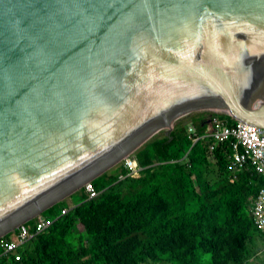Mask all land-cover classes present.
<instances>
[{
  "label": "water",
  "instance_id": "95a60500",
  "mask_svg": "<svg viewBox=\"0 0 264 264\" xmlns=\"http://www.w3.org/2000/svg\"><path fill=\"white\" fill-rule=\"evenodd\" d=\"M200 112L264 131V0H0V239Z\"/></svg>",
  "mask_w": 264,
  "mask_h": 264
},
{
  "label": "trees",
  "instance_id": "16d2710c",
  "mask_svg": "<svg viewBox=\"0 0 264 264\" xmlns=\"http://www.w3.org/2000/svg\"><path fill=\"white\" fill-rule=\"evenodd\" d=\"M211 115L193 114L189 122L177 121L170 136L149 140L136 155L145 168L140 178L120 181L119 174L127 173L123 165L121 172H106L92 181L101 194L96 200L87 201L81 188L75 194V208L47 232L37 235L21 262L2 258L0 264H39L35 254L41 261L55 264H148L164 258L171 264H218L231 231L242 235L253 231L251 240L256 244L259 234L252 221L249 198L258 195L263 178L252 170L235 171L236 181L218 203L209 201L212 195L207 191L211 187L202 182L208 166L207 147L202 142L194 146L188 130L190 125L203 127ZM230 154L229 145L217 147L214 159L221 170H229ZM138 186L131 198L120 200L126 188ZM186 197L190 203L183 202ZM66 207L67 203L56 205L43 217L56 218ZM248 215L246 222L244 216ZM27 224L33 229L34 221ZM76 224L85 226L93 236L92 246L73 252L70 258L52 251L46 234L58 232L66 238ZM89 255L92 261H82Z\"/></svg>",
  "mask_w": 264,
  "mask_h": 264
},
{
  "label": "built area",
  "instance_id": "2783aa9c",
  "mask_svg": "<svg viewBox=\"0 0 264 264\" xmlns=\"http://www.w3.org/2000/svg\"><path fill=\"white\" fill-rule=\"evenodd\" d=\"M208 116L206 124L203 127L192 126L188 133L193 145L202 142L207 147V153L211 161L215 163V151L219 145L227 144L231 148L229 155V169L235 171L252 170L257 176L264 180V131L261 129L243 123L234 119L231 115ZM192 151H189L186 160ZM180 161V160H178ZM127 173L121 172L119 180L123 181L130 177L139 178L145 170L141 166L136 156H131L125 160ZM87 201H93L100 197V192L95 189L92 182L82 186ZM251 204V217L254 227L260 236L262 252L264 253V186L259 190L258 195L249 198ZM71 208H63L61 215L58 217L43 216L34 220L33 229L28 226L27 222L17 227L13 235L0 239L2 253L0 259L8 258L15 262H21L24 251L32 243L33 239L42 233L47 232L59 219L67 216ZM262 258V256H261ZM258 264H264V258ZM249 264H257L251 261Z\"/></svg>",
  "mask_w": 264,
  "mask_h": 264
},
{
  "label": "rangeland",
  "instance_id": "374dc122",
  "mask_svg": "<svg viewBox=\"0 0 264 264\" xmlns=\"http://www.w3.org/2000/svg\"><path fill=\"white\" fill-rule=\"evenodd\" d=\"M192 126L194 125H190V127ZM165 135L167 134H164L159 138H163ZM137 153L132 156H136ZM207 157H208L207 172H206V175L204 176V181L202 182L204 184H208L211 187V189L207 191L208 194L212 195V198L209 199V201L218 203L221 197L224 195L225 190L229 188L230 185H232L236 181L235 177L233 176V174L235 173L233 170H230V169L228 171L224 169L221 170L219 166H217L214 162L211 161V158L209 156ZM123 165L125 166V161L114 166L107 172L108 173L121 172L120 166H123ZM139 187L140 186L126 188L122 192L120 200L126 201L129 198H131L134 192ZM80 188L77 189L72 196L66 198L60 204L67 203L68 207L73 210L78 200V197L75 196V194L79 192ZM183 202L190 203L191 200L189 197H186L183 200ZM162 207L163 206H161V208ZM248 213H249V209H248ZM37 218L38 217H35V220ZM248 219H249V215L247 217L244 216V220H246V222L248 221ZM252 234H253V231L251 233L249 231H244L243 235L231 231L230 233L231 238L227 242L224 243L223 254L221 256L220 261L217 263L218 264H249L251 261H254L258 264L262 262L261 259L264 258V253L262 252V247H260L261 243L260 245L258 244L259 242H257L256 244L253 243V241L251 240L253 239ZM46 235H49V239L51 243V250L54 251L55 253H59L62 256H65L66 258H70L73 252H78L81 248H89L90 246H92L94 242L93 236L87 232L85 226H82L79 224L74 225L73 232L70 233L68 236H66V238H62L63 236H61V234H59L58 232L56 234L50 235V233H48ZM139 236L141 237V235ZM31 246L32 244L29 245V247ZM243 246H244V249L241 250ZM34 256L37 257L39 264H55L54 262L45 263L41 261L40 255L35 254ZM83 260L92 261V256L89 255L87 258L82 259V261ZM148 264H171V263L166 258H164L159 261L150 260L148 261Z\"/></svg>",
  "mask_w": 264,
  "mask_h": 264
},
{
  "label": "crops",
  "instance_id": "0c3cea01",
  "mask_svg": "<svg viewBox=\"0 0 264 264\" xmlns=\"http://www.w3.org/2000/svg\"><path fill=\"white\" fill-rule=\"evenodd\" d=\"M256 240H257V242H259V243H258L259 245H260V243H261L260 247H262L263 242L261 241L260 236H259Z\"/></svg>",
  "mask_w": 264,
  "mask_h": 264
},
{
  "label": "clouds",
  "instance_id": "9594fccd",
  "mask_svg": "<svg viewBox=\"0 0 264 264\" xmlns=\"http://www.w3.org/2000/svg\"><path fill=\"white\" fill-rule=\"evenodd\" d=\"M34 221V220H33Z\"/></svg>",
  "mask_w": 264,
  "mask_h": 264
}]
</instances>
